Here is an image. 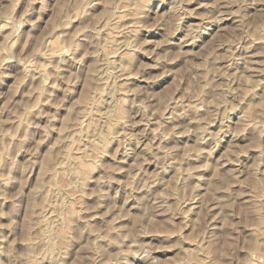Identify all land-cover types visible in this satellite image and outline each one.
<instances>
[{"label": "clouds", "instance_id": "1", "mask_svg": "<svg viewBox=\"0 0 264 264\" xmlns=\"http://www.w3.org/2000/svg\"><path fill=\"white\" fill-rule=\"evenodd\" d=\"M0 264H264V0H0Z\"/></svg>", "mask_w": 264, "mask_h": 264}]
</instances>
